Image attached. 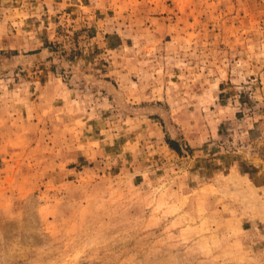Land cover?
<instances>
[{
    "label": "rangeland",
    "instance_id": "rangeland-1",
    "mask_svg": "<svg viewBox=\"0 0 264 264\" xmlns=\"http://www.w3.org/2000/svg\"><path fill=\"white\" fill-rule=\"evenodd\" d=\"M0 264H264V0H0Z\"/></svg>",
    "mask_w": 264,
    "mask_h": 264
},
{
    "label": "trees",
    "instance_id": "trees-1",
    "mask_svg": "<svg viewBox=\"0 0 264 264\" xmlns=\"http://www.w3.org/2000/svg\"><path fill=\"white\" fill-rule=\"evenodd\" d=\"M167 142L169 143L170 147H172L173 149H175L176 151L179 152V149H178L177 144L175 143V141L168 139Z\"/></svg>",
    "mask_w": 264,
    "mask_h": 264
}]
</instances>
